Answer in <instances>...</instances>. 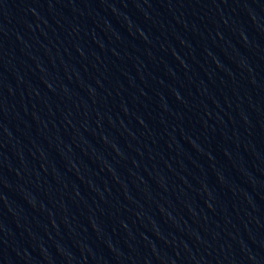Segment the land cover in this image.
Segmentation results:
<instances>
[{"label":"water","instance_id":"1","mask_svg":"<svg viewBox=\"0 0 264 264\" xmlns=\"http://www.w3.org/2000/svg\"><path fill=\"white\" fill-rule=\"evenodd\" d=\"M0 264H264V0H0Z\"/></svg>","mask_w":264,"mask_h":264}]
</instances>
